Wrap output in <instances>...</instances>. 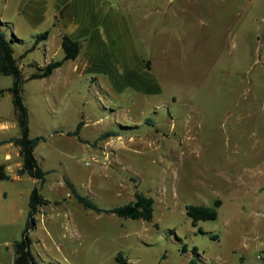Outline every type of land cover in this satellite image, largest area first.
<instances>
[{"label": "rangeland", "instance_id": "1", "mask_svg": "<svg viewBox=\"0 0 264 264\" xmlns=\"http://www.w3.org/2000/svg\"><path fill=\"white\" fill-rule=\"evenodd\" d=\"M124 7L159 91L113 90L123 104L114 124L119 132L99 139L94 152L80 141L63 143L54 127L75 126L82 107L95 118L113 114L83 128L94 139L115 120L102 104H111L107 92H67L55 118L48 105H56L54 94L42 80L24 84L31 134L47 136L36 152L50 170L43 182L27 174L22 183L37 184L52 201L41 205L30 230L36 258L119 264L122 251L129 264H189L194 256L198 264H264V0H126ZM12 82L0 75V122L8 123L0 136L21 133L7 89ZM65 177L104 208L143 191L155 199L154 216L85 207ZM217 199V218L194 224L186 206ZM21 226L0 222V264L12 263Z\"/></svg>", "mask_w": 264, "mask_h": 264}, {"label": "crops", "instance_id": "2", "mask_svg": "<svg viewBox=\"0 0 264 264\" xmlns=\"http://www.w3.org/2000/svg\"><path fill=\"white\" fill-rule=\"evenodd\" d=\"M125 1L0 0V20L8 22L4 26L7 36L15 37L14 52L20 58L25 76L40 71L51 61L62 59L65 56L62 45L64 35L81 42L80 52L75 58L64 60L49 75L26 80L28 82L31 79L40 78L43 89L54 94L56 105H52V102L48 105L55 118L63 114L62 108H58L57 105L62 104L67 92L68 95H75L78 89H94L96 94L104 91L110 95L108 101L113 105L107 106L103 102L102 104L114 112L115 120L107 122L105 128L94 139H90L82 134L83 128L87 127L92 119L107 121L113 117V114L107 112L104 116L99 115L95 118L94 114L93 116L85 114L82 107L81 117L75 126L71 127L61 123L54 127L53 133L57 134L58 139L63 143L72 144L80 141L90 144L94 152L96 145L94 141L102 132L108 130L116 134L119 132L114 124L120 123L117 119L118 109L120 111L119 107L123 104H120L121 101L113 100L118 99L112 92L113 90L122 91L130 88L148 94L152 93V89L155 92L159 91L157 78L153 66L149 63V58L140 54L129 15L124 7ZM46 31L47 36L32 47L37 35ZM25 66L29 67L27 74L24 71ZM145 119L152 120V117L145 115ZM81 120L84 122L80 129V136L89 142L82 141L77 135L68 133L69 130H74ZM141 120L139 119L138 122ZM133 121L137 122V120ZM7 125L6 121L0 122V131H3ZM15 135L0 136V163L4 164L5 171L11 175L7 179L0 178V222L21 226L23 221L26 223L25 215L28 216L32 189L28 185L26 188L22 185L28 173H18V169L22 166L19 145L7 140ZM35 153L38 158L36 148ZM39 163L41 165L40 160ZM32 178L39 182L35 177ZM66 178L75 184L70 177H65V183ZM49 202H52L51 199ZM41 211L42 206L36 214L37 221ZM14 254L13 246L11 264L14 261Z\"/></svg>", "mask_w": 264, "mask_h": 264}, {"label": "trees", "instance_id": "3", "mask_svg": "<svg viewBox=\"0 0 264 264\" xmlns=\"http://www.w3.org/2000/svg\"><path fill=\"white\" fill-rule=\"evenodd\" d=\"M8 22L0 20V75L8 74L13 76L12 84L7 88L13 94V101L15 105V110L17 113L18 122L20 125L21 133L10 137L7 140L13 141L20 147V154L22 156V166L18 169L19 174L28 173L32 177H35L38 181H44L46 174L50 170L44 169L36 156L35 148L41 140H45V135H35L30 134V111L28 105L24 101L23 89L24 84L29 78H36L49 75L57 66L62 64V62L69 58H75L81 48V42L74 40L68 35H64L62 40V45L65 50V56L62 59L54 60L48 63L42 70L31 73L29 76H25L22 66L20 64V58L15 55L14 52V41L15 37H8L4 26ZM47 36V31L37 35L36 40L32 47L36 43ZM4 91V88H0V93ZM83 120L79 121L77 127L74 130H69L68 133L75 134L82 141H88L80 136V129L83 124ZM116 134L112 130L102 132L99 137L94 141L97 142L99 139L107 137L109 135ZM11 175L7 173L4 169V164L0 163V178L7 179ZM66 183L71 189L75 197L88 208H93L98 211H108L116 212L120 216H128L134 218H144L151 220L154 216L155 210V199L153 196L146 194L143 191L136 190L134 193V199L114 206L110 208L100 207L94 200L89 196L79 192L75 184L66 178ZM49 202L42 193L37 184L31 190L29 198V212L27 216L26 223L22 230V235L19 239L14 241V261L13 264H41L36 258L32 245L33 240L30 235V230L37 225V212L39 207L43 204ZM221 203L220 199L215 201L214 205L196 204L191 203L186 206L187 214L192 218L194 224L201 219H214L218 216L217 206ZM186 248V245H185ZM193 252L198 255V248L194 246L192 248ZM119 264H129L128 257L119 251L116 255ZM189 264H198L197 258L194 256L189 260Z\"/></svg>", "mask_w": 264, "mask_h": 264}]
</instances>
